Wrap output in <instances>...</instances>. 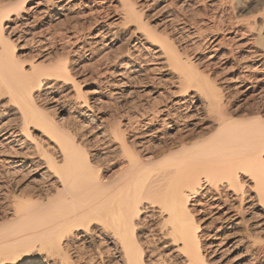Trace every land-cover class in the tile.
<instances>
[{
    "label": "bare ground",
    "instance_id": "1",
    "mask_svg": "<svg viewBox=\"0 0 264 264\" xmlns=\"http://www.w3.org/2000/svg\"><path fill=\"white\" fill-rule=\"evenodd\" d=\"M113 1L121 8L114 25L131 28L125 42L151 51L175 75L176 91L165 93L161 106L120 101L125 111L103 127L93 106L103 89L85 91L68 54L24 61L11 36L23 26L16 38L34 41L38 23L65 18L74 0H0V264H102L105 258L112 264H230L229 250L236 261L257 263L264 255V0H211V7L231 8L241 19L234 17L236 27L227 29L243 49L230 67L252 64L225 79L217 75L226 61L216 69L226 59L215 52L222 41L212 40L210 53L196 63L174 41L193 44L199 31L189 29L197 24L166 15L175 33L170 37L149 26L140 5ZM108 33L115 32L103 36ZM104 39L78 49L95 51ZM143 58L126 51L115 60L114 78L104 84L118 102L130 84L159 82L142 68ZM233 96L245 104L235 105ZM59 100L77 108L76 131L50 112L55 106L44 105ZM93 131L100 149L90 153L91 140L83 138ZM17 178L43 184L15 195L7 190Z\"/></svg>",
    "mask_w": 264,
    "mask_h": 264
},
{
    "label": "rangeland",
    "instance_id": "2",
    "mask_svg": "<svg viewBox=\"0 0 264 264\" xmlns=\"http://www.w3.org/2000/svg\"><path fill=\"white\" fill-rule=\"evenodd\" d=\"M132 1L135 3L136 6L140 5V7L143 8V14H144V16H148L147 17V18H149L148 23H149V26L151 28L158 30V31L164 30V32H166V33L168 32V35L170 37L174 36L175 33H173V31H172V28H173L172 24L170 26V24H168V22H166L164 19H162V18H165L166 15H169V14L170 15H176V19H182V20L188 22L187 24L191 25L192 27H193L192 24H194V23H195L194 25L197 24L193 28L189 29V31H191V32L195 31L196 29H197V31H199L198 32L199 35L196 34L198 36H196L192 40L196 44L193 43L191 45H188L191 43L189 41H185V43H184V41L183 42L179 41L180 42V44H179V42L177 40H176L177 42L174 41L176 46L180 47L179 49H181L182 52L185 51L184 53L189 56L190 60L196 61V63L199 62V60H201L204 56H206L207 54L210 53L209 51L211 50L212 45H215V42L217 43L218 40H219L220 44L223 42L222 45H220V47H218V49L215 51L216 53H218V56L222 55V57H224V56L226 57L225 60H221V61L219 60V62L217 61V66L215 65L217 67L216 69H218V67H219L218 65H222V62L226 61L225 64H223V66L220 67V68H224L223 69L224 71L222 70L221 74L217 75L218 76L217 79L218 78L225 79V78L230 77L231 75H234V74L237 75L239 72H242L245 67H246L245 69H248L249 67H251L252 64H250V63H245V64L239 63V67L238 66H235L236 68H234V66L230 67V63H233V61H234L233 59L236 60V58L243 51V49H238V46H237L240 44V40L238 41V39H233V40L230 39V37L232 38L233 35H231L230 32L227 30L231 26L233 27V29H234V27H236L234 24L237 21L236 19L241 20L240 18H236L237 17L236 13H234L235 12L234 10L231 11V8L227 9V7H222V9L221 8L217 9V8H215V6L211 7V5H212L211 0H177V1L173 0V2H171V4H168V6L166 5L167 7L164 5L165 0H162V1L158 2L155 6H149L147 8H145L146 3L150 0H132ZM149 3H151V2H149ZM83 4H87V5L84 6ZM162 5H164L165 7L162 8ZM159 8H162L165 10L163 11L161 9V11H160ZM68 11H69V12H67L68 14L65 13V14H67V16L65 18L62 17L57 22L53 21V19L55 17L54 15H51L50 18H45V19L41 20L38 23V28L36 31L37 34H36V38L34 39V41L29 39L30 37L26 36L25 34H22L23 37L21 36V38L17 39L16 33L17 34L18 33L20 34L21 32L23 33L25 29H23V26L16 27V29H15L16 32H14L11 36H12V40H15V39L17 40V42H16V40L14 41V44L16 45L15 51H16L17 55H19L21 57V59L24 58V61L26 59H27L26 61H29L28 58H30L32 60L37 59L36 61H40V60H42V55L47 54V53H51V58H53L56 55L54 52H56L57 55H67L68 54L67 57L69 58L71 64L75 67V70H76V68H78L77 71L80 70L78 73L79 78H82L83 82L86 80L85 81L86 82L85 83V86H86L85 91L90 92V91L96 90L97 87H101L103 89V91L100 93V95H98L96 97L97 100H96L95 104L93 105L94 106V114L97 118H99V121L102 120L103 127L110 126L114 122V118L117 115V114L115 115V113L118 112V110H119L118 104L120 103V101H131L132 99H134V100H132V101H134L133 103L138 104V105H141L143 102V103H145L144 105H147L149 103L151 105L152 104L154 105L156 103L158 106H161L163 103H166L167 92L176 91V89H175L176 83H173V81L175 79V77H174L175 75H173L172 72H169L167 67H165V65H163L159 59H155L157 57L156 56L153 57L154 54L151 51L147 50L146 47L144 45H142L141 43H140V46L136 45L137 47L134 46L132 49V46L134 45L135 42L134 41L129 42V43L125 42V39L129 35L131 28L127 29V27H126L124 29V26H122L120 24L114 25L116 22H114L113 20H115L116 17L121 13V8L117 7L116 3L113 0H109V1L108 0H93V1L92 0H74V2L71 3V6H70ZM244 16L246 17V15H244ZM244 16L243 17L241 16V18L245 19ZM234 17L236 19H233ZM64 19H66L67 21L66 20L64 21ZM163 21H165V22L163 23ZM191 22H193V23H191ZM48 23L50 26H48ZM173 25H175V24H173ZM106 30H112L115 33L113 35L111 33H108V34H105V36H103V33H106ZM17 31H19V32H17ZM227 31L229 32V34ZM97 33L100 34L99 38H105L103 40L104 43L102 44L105 46H103V47L98 46V45L95 46L94 47L95 51L93 50L94 52L93 51L90 52L87 47L82 48V49L81 48L78 49L79 47L84 45L86 41H88L90 39H91V41H98L99 38H95L96 40L92 38ZM109 34H111L112 37ZM53 35H54V37L52 38ZM46 36H50L52 38L51 40L54 41V43H52L51 40H49L51 42L47 41L48 43L47 42L34 43V42H36V40L43 38V37H46ZM212 40L213 41L215 40V42L212 43L213 42ZM198 43H199L198 46H200V49H201L199 51H197L199 48H198V46H196ZM200 43H201V45H200ZM25 44H26V46H24ZM27 44H29V45H27ZM51 45H53V46H51ZM202 45H204L203 48H202ZM142 46H144V47H142ZM135 47H136V49H135ZM61 49H62V51H61ZM126 51L132 55H136V54H138L140 56L142 55V57H144L143 58L144 60L142 59L144 62L142 61V63H141L143 66L142 68L146 67L150 71V72H148V70H147V73L148 74L150 73L149 75L154 76L155 79L159 78L160 80H159V82L156 80L153 83H148L147 85L146 84L145 85H137V84L131 85L130 84L128 87L122 88L121 89L122 90V96H123V94L124 95L126 94V96H125V98L123 96L122 97L123 100L121 98V99H119V102H118V99H116L115 97L110 96V94H108L111 87H110V85H109V87H108V85L106 86L105 85L106 83L104 84V81L105 82L107 80L110 81V80H112V78H114V76H112V75L109 76L110 75L109 72H111L114 69L115 65L117 64V62H115V60L116 61L119 60L120 56H123V54H125ZM228 52L229 53L232 52V53L228 54ZM53 54H54V56H52ZM119 54H121V55L119 56ZM32 55H33V57H32ZM36 55H38L39 57L41 56V57L38 58V56H36ZM91 55H92V57H91ZM146 61H147V63H146ZM201 62L198 63L199 64L198 66L200 68L203 67L204 60L202 63ZM144 63H146L145 66H144ZM81 65H83V66H81ZM240 65H241V67H240ZM242 67H243V69H241ZM141 75H144V74H141ZM104 78H106V79H104ZM139 78H141V77H136V79H139ZM103 87H105V90ZM152 92H155V93L152 94ZM159 93H160V95H159ZM142 95L145 97H143ZM137 97H139V98L136 99ZM232 99H233V103L235 105L243 106L245 104V102L242 103L243 101L241 100V98H238L237 96H233ZM92 102H93V100H90V103H92ZM140 102H141V104H139ZM246 103H249V102H246ZM262 104L264 106V101L262 102ZM44 105L50 109H53V108H51V106H53V107L55 106L54 108H56V109L50 110V112L55 110L53 112L55 114V112L57 111L56 114L59 116V118H62V116H63V120L65 119L63 121V123L66 126L69 125L68 127L72 131L77 130V128H76L77 125H75L78 123V120H79V118L76 117V112H77L76 109L77 108H75L73 105L71 106L70 103L68 104L67 101L64 102V101H60V100L56 101V103L55 102L52 103L51 101L47 102V103L44 102ZM0 106L5 108L4 102H1ZM60 107L61 108L64 107V108L61 109ZM122 110L123 109H120L119 111H122ZM62 111L63 112L65 111V115H63L61 113ZM123 111H125V110H123ZM131 113L132 112L130 111L129 114H131ZM6 118L11 121V119L13 117L6 116ZM74 118H76V119H74ZM66 121H68V122H66ZM10 123L13 124L12 121ZM72 125H73V127L75 125V128H73ZM87 127H85L84 129H86ZM79 133L81 134L83 132H79ZM93 135H94V131L92 133H89L87 136H85L83 138V140H85V139L91 140V143H88V146H89L88 150L90 153H95L97 151V149H100V145L98 144L99 142L96 143V139H92ZM92 141H93V143H92ZM98 145H99V147H98ZM1 170L2 169L0 168V172H1ZM14 180L15 181L19 180V181L15 182ZM8 183H9L10 189L8 188L7 191L15 192V195L18 194L17 192L23 193L24 190L26 192H28L30 190L32 191L34 189L36 190V188L38 186L43 184L42 182H32V183H34V184L36 183V184L31 185L32 183L27 182L26 179H23V181H21L19 178L11 179ZM28 183H30V184H28ZM37 184H38V186H37ZM4 192H5L4 188L0 186V217H2L5 213V211H3L4 209H3V205H2L3 203H5L4 199H3L4 198L3 195H5V194H3ZM247 213H248V211H247ZM233 231H235V233L237 232L236 230H233ZM233 231L223 230L222 233H224L225 236L233 235V237H235V236L237 237L238 232L235 235ZM205 236H204V238H205ZM207 239H208V236H207V238H205V240H207ZM78 244H79V246L87 247L85 245V243L81 244V242H79V243H77V245ZM83 249H86V248H83ZM86 250H87L88 254L91 253L90 249H86ZM229 251L230 252H228L227 255H229L231 257V258L230 257L229 258H230L232 264H253L251 262L249 263L247 261H244L243 259L240 261L234 260V259H236L235 258L236 253H234L233 250H229ZM233 257H234V259H233ZM263 257H264V255H263ZM263 257H261L262 259L260 258L258 260V262L256 261L257 263H255V262L254 263L255 264H264V260H263L264 258ZM109 263H110V260L107 258L103 259V261H102V264H109ZM110 264H112V263H110Z\"/></svg>",
    "mask_w": 264,
    "mask_h": 264
}]
</instances>
